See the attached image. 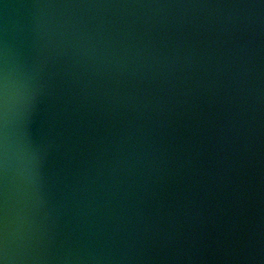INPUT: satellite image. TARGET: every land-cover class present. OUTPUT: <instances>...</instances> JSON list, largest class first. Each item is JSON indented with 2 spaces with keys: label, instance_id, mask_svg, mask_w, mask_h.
<instances>
[{
  "label": "water",
  "instance_id": "water-1",
  "mask_svg": "<svg viewBox=\"0 0 264 264\" xmlns=\"http://www.w3.org/2000/svg\"><path fill=\"white\" fill-rule=\"evenodd\" d=\"M0 264H264V0H0Z\"/></svg>",
  "mask_w": 264,
  "mask_h": 264
}]
</instances>
